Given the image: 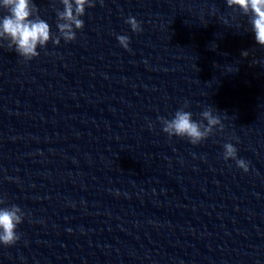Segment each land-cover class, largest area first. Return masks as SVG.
Listing matches in <instances>:
<instances>
[{
  "label": "water",
  "instance_id": "1",
  "mask_svg": "<svg viewBox=\"0 0 264 264\" xmlns=\"http://www.w3.org/2000/svg\"><path fill=\"white\" fill-rule=\"evenodd\" d=\"M33 2L58 34L51 0ZM238 12L97 0L75 42L31 62L3 42L0 197L26 219L0 264H264V47ZM185 103L224 131L170 139L159 118ZM229 142L248 173L223 159Z\"/></svg>",
  "mask_w": 264,
  "mask_h": 264
},
{
  "label": "clouds",
  "instance_id": "2",
  "mask_svg": "<svg viewBox=\"0 0 264 264\" xmlns=\"http://www.w3.org/2000/svg\"><path fill=\"white\" fill-rule=\"evenodd\" d=\"M56 12L58 34H53L49 23L40 16V11L33 0H0V47L7 42V48L13 50L24 62H31L40 56L38 49H46L51 42L60 46L61 40L70 44L77 40V31L85 27L86 10L95 8L97 0H51ZM102 4L103 0H99ZM62 5L61 10L57 5ZM228 8L239 10L238 14L248 17L256 43L264 47V0H226ZM215 12V10H214ZM134 33L143 31L141 23L135 17L125 21ZM121 47L130 50V38L125 35L116 37ZM248 56L247 51L243 52ZM185 103L171 119L160 117L162 131L171 139H186L191 145L198 146L216 134V130L224 131V124L211 107L200 113V120H194L193 114L186 109ZM206 122V123H205ZM223 159L235 161L243 172H249V163L238 157V150L232 143L223 145ZM6 199L0 197V245L15 246L21 239L17 229L26 219L24 211L15 204L4 207Z\"/></svg>",
  "mask_w": 264,
  "mask_h": 264
}]
</instances>
